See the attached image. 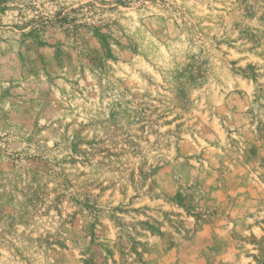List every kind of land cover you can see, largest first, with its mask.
I'll list each match as a JSON object with an SVG mask.
<instances>
[{
  "label": "rangeland",
  "instance_id": "374dc122",
  "mask_svg": "<svg viewBox=\"0 0 264 264\" xmlns=\"http://www.w3.org/2000/svg\"><path fill=\"white\" fill-rule=\"evenodd\" d=\"M0 264H264V0H0Z\"/></svg>",
  "mask_w": 264,
  "mask_h": 264
}]
</instances>
